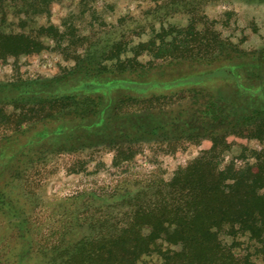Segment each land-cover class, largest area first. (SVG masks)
Wrapping results in <instances>:
<instances>
[{"label":"rangeland","instance_id":"obj_1","mask_svg":"<svg viewBox=\"0 0 264 264\" xmlns=\"http://www.w3.org/2000/svg\"><path fill=\"white\" fill-rule=\"evenodd\" d=\"M0 32L43 42L39 52L0 55V82L53 78L78 67L95 74L139 69L128 77L152 81L123 88L125 102L112 113L117 127L39 146L14 163L9 157H17L22 139L0 144V264H41L40 249L59 225L73 226V239L93 233L108 204L152 178L172 179L212 147L217 133L226 136L211 154L221 169L264 160V120L251 119L236 133L234 115L237 104L251 114L261 100L238 96L232 80L202 74L216 62L173 58L176 40L189 56L264 53V0H8ZM162 40L167 49L159 51ZM226 105L228 115L221 112ZM5 132L0 127V139ZM221 236L264 264L248 235ZM161 263L157 254L139 261Z\"/></svg>","mask_w":264,"mask_h":264},{"label":"trees","instance_id":"obj_2","mask_svg":"<svg viewBox=\"0 0 264 264\" xmlns=\"http://www.w3.org/2000/svg\"><path fill=\"white\" fill-rule=\"evenodd\" d=\"M7 1L0 0V10ZM173 45V58L216 62L217 66L202 74L232 80L238 96L261 100L251 114L241 108L243 104H237L234 115L241 128L236 133H242L251 119L257 118L256 125L262 123L263 52L189 56L183 43L176 40ZM166 46L167 41L162 40L158 50L164 51ZM42 48V41L26 33L0 32L1 57L35 53ZM140 71L109 68L95 74L78 67L53 78L0 82V127L7 130L0 144L22 139L17 157L10 155V162L22 161L26 153L39 146L66 143L96 133L102 126H116L112 113L125 102L123 88L152 82L128 77V73L132 76ZM108 93L113 94V100H107ZM214 104L212 101L211 106ZM222 111L228 115V105ZM225 137L217 133L211 139L212 147L176 170L172 179L152 178L136 191L123 193L108 204L113 206L103 211V221L91 225L93 233L73 239V226L59 225L54 239L40 249L41 264H139L150 254L159 255L161 264H254L249 254L236 252L234 243H226L221 235H248L259 243L258 250L264 256V160L245 169L233 165L221 169L211 154L223 147L218 141Z\"/></svg>","mask_w":264,"mask_h":264}]
</instances>
